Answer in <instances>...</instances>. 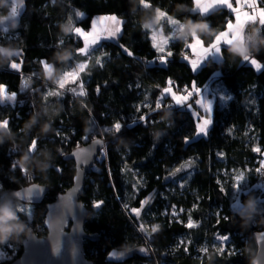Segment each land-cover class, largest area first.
Listing matches in <instances>:
<instances>
[{
  "label": "trees",
  "instance_id": "trees-1",
  "mask_svg": "<svg viewBox=\"0 0 264 264\" xmlns=\"http://www.w3.org/2000/svg\"><path fill=\"white\" fill-rule=\"evenodd\" d=\"M11 6L10 0H0V24L9 30L0 33V47L16 50L0 63V84L18 93L17 102L0 103V122L10 119L0 130V239L7 241L0 243V264L21 254L27 235L46 234V205L72 186L76 173L74 160L64 156L97 136L106 142L101 150L106 155L100 152L88 170L81 196L89 210L85 230L98 235L84 240L85 255L94 264H252L257 253L254 233L264 230V178L255 171L264 157V68L258 72L242 61L253 54L264 64V31L254 18L242 29L244 50L223 44L222 59L210 58L193 71L192 58L182 56L185 49L191 52L186 43L194 33L204 44L212 43L227 20L234 19L227 9L202 19L189 11L192 0H23L19 18L10 21L4 17ZM107 14L125 20V48L133 55L103 38L87 55L78 54L84 39L71 34L73 26L89 30L94 17ZM164 15L178 20L190 35L172 34L175 40L165 51L172 56L150 68L147 61L160 54L152 46L153 30L171 28ZM13 60L22 62L20 72L7 68ZM41 61L52 64L53 75H46ZM82 63L87 67L80 73L76 69ZM72 71L75 77L60 84ZM25 80L28 87L21 90ZM209 80L217 94L213 124L206 136L197 137V118L186 104L197 107L193 85L203 87ZM169 81L172 92L183 95L189 89L193 96L177 105L175 97L163 94L160 104ZM81 82L86 96L72 92H79ZM155 107L160 110L152 112ZM140 115H148L150 122L129 126ZM116 121L125 124L123 131L106 132ZM33 140L37 147L30 154ZM256 147L261 152H254ZM240 172L246 181L234 207L233 186ZM31 184L48 186L41 201L16 197L17 190ZM150 196L136 217L131 209L140 208ZM250 201L254 210L249 215ZM96 202L102 203L93 207ZM22 207L29 212L20 213ZM189 217L197 227L185 226ZM141 225L146 232L139 231ZM154 225L160 228L151 233ZM220 235L230 236L224 253L216 239ZM141 246L146 253L135 252L124 262L108 259L112 249Z\"/></svg>",
  "mask_w": 264,
  "mask_h": 264
},
{
  "label": "snow or ice",
  "instance_id": "snow-or-ice-1",
  "mask_svg": "<svg viewBox=\"0 0 264 264\" xmlns=\"http://www.w3.org/2000/svg\"><path fill=\"white\" fill-rule=\"evenodd\" d=\"M53 2H55V0H53ZM142 4L144 3V0H141ZM193 3V7L191 9H189L190 12L192 13H196L198 14L202 19H205L210 13L216 11V10H220V9H227L229 11V13H231L234 18L235 21L237 20H243L245 17V14H247V16L249 18H254V22L258 23L261 26L262 31H264V7H260V4H264V0H215L214 3H212L210 6H202L199 3V0H192ZM234 3L237 5L236 7H234ZM147 6H150L149 4ZM243 8H247L248 11H244L243 12V17L241 16V11H242V7ZM19 7H23V0H20V5H16L15 3H12L11 9H10V17L9 19H18L19 18ZM76 16L79 18H83L84 14L80 13V12H76ZM163 18H166L168 20V22L171 23H175L174 21H171V18L168 17L167 15H164ZM113 20L116 21V24H120L121 22L119 20H116L115 17H112ZM248 22H252L251 20H249ZM69 23L73 25V21L72 18L69 19ZM232 20L229 19L226 22V28L227 31H224L225 35H221V36H217L215 38V41L210 44L208 47H203V49L200 48V51H198L196 53L197 58L193 59L190 61L191 63V68L193 71H197L206 61H208L210 58L211 60L215 61L217 59H219L222 55V47L221 44L227 45L230 40H229V36L231 35L230 32H228V29L230 28V26L232 25ZM121 31V28L119 27V29L115 28L114 30L110 31L108 33L109 37H115L119 32ZM9 30L7 28H5L3 26V24H0V33H8ZM74 36H83L84 37V47L80 48L77 50V53L80 55H87L90 48L92 47V45H96L100 39V37H95L93 38L91 41H89L87 34L82 30V28L80 27H74L73 26V31L72 33ZM151 40H154V36L151 35ZM170 40H175L174 37L169 36L167 42L162 46V47H158L155 43H152V46L154 49H156L158 52L160 53H164L165 52V46L168 45ZM61 43H63V41H61ZM186 48H191L193 50L197 49L193 47L192 44H187L185 45ZM121 48L125 51V53L128 56H132L133 53L131 51H129L127 48H125L123 45H121ZM22 53L20 52V54L18 56L15 57H19L21 56ZM172 56V52L168 51L166 53V55H161L160 56V62L161 63H166V57H170ZM253 54L242 58L243 62H248L250 64V66H252L254 68V70L256 71H260L262 68H264V64L258 63L256 59L252 58ZM186 60L188 59L187 56L184 57ZM41 63L43 65H46L47 62L46 61H41ZM97 64H100V59H97ZM78 69H80V73L84 72L87 65L86 63L80 64L77 66ZM7 68H9L10 70H15L17 72H20L22 69V62H15V60H13L12 63L7 65ZM80 75L76 78V80L72 81L73 83H75L77 80H79ZM169 87H166L163 89V93L161 95V97L158 99L159 103L161 104V101L164 98L163 94H171L172 98L175 96V103L177 105H184L185 102H187L189 100V98L191 96H193V92L192 91H188V96H178L175 93L172 92L171 89V81H169ZM0 87L3 88V94H0V103H3L5 100L8 101H14L17 102L18 101V93L17 92H12L11 94L5 95V91H6V85L0 84ZM28 87V83L25 80L22 84V89H26ZM193 88L195 90L196 93H201L202 89L196 88L195 85H193ZM187 91V89H185ZM97 91H99V88H97ZM72 92L76 95H80V96H86L87 93L84 90V85L83 82L80 83V90L79 92H77V90L75 88L72 89ZM53 95H59V92L54 93ZM47 98V97H45ZM230 98V97H229ZM20 103H23V101H19ZM196 104L201 105L205 112L207 113V118H203V117H199L200 119H202V123L197 125V131H196V135H207V132L209 130V128L212 125V120H213V106H212V102L206 101V102H202L200 99L195 100ZM187 107H191L190 105H187ZM160 108L159 107H155V109L152 110V112H157L159 111ZM136 111H140V108L137 107ZM199 116V114H197ZM142 117V118H141ZM4 122L9 125L10 124V119H3ZM141 123L146 125L149 121L148 115H140L138 117H134L131 120V123L129 124V126L131 125H135L136 123ZM125 127V124H122L120 121H116L110 128L105 129L106 132L108 131H112L115 132L116 135L120 134L123 129ZM57 135H59V133H57ZM184 142L188 143L189 142V138L185 137L184 138ZM93 145H101V148L103 149V141L101 140H93L92 141ZM37 147V141L33 140L32 145L29 148V153L31 154L33 151L36 150ZM88 151V158L90 159L92 154L94 153L95 149H89ZM254 152H261V149L259 147H256L253 149ZM74 156L78 155V153H74ZM101 155H106V152L101 151ZM83 163H86L87 160L82 161ZM191 165V161L189 162V164L184 165L183 167H189ZM13 167H17V164L14 163ZM59 170V169H58ZM176 171H180V169H177ZM255 171L258 174L264 175V160H261L260 166L257 167L255 169ZM246 181V176L244 172H240L235 179V184H234V191L236 192V196L234 197V199L237 201V203L234 205V207H238L239 206V194L242 190V186L244 184V182ZM183 186V185H181ZM35 187V186H34ZM255 187H260V185H256ZM0 189H2V186H0ZM41 191H43V189H41ZM250 191V190H249ZM27 194H28V199H31V194L33 192V188H29L26 190ZM15 195L17 198H20L22 196V193L20 191H16ZM151 201V196L146 198L145 200L141 201V206L140 208H132L131 212L135 214L136 217H140L142 211L145 209V206L148 205ZM102 202H96L93 204V207H99L100 204ZM125 207H127L125 205ZM184 211L183 209H181V212ZM20 213H25V212H29L28 209L22 207L19 210ZM165 215H168L167 210L164 213ZM172 215L175 216L177 215L175 208L173 206V211H172ZM225 219H227V217H224ZM187 228H193V227H197L198 225L195 224L191 217H189L188 223L187 225H185ZM160 226L159 225H154L151 229V233H156L159 230ZM139 231L141 232H146L147 229L144 228L143 225L140 226ZM150 233V234H151ZM149 234V235H150ZM216 239H218L221 244L222 247L220 248V252L224 253L225 252V247L224 245L226 244V242L229 241L230 236L228 235H220L218 237H216ZM257 241L258 244H261L262 248H264V234H258L257 235ZM7 242V241H6ZM5 242V243H6ZM139 251L141 253H146V249L145 248H140ZM232 254V253H229ZM117 253L113 252L110 253V256H116ZM120 256H123V254H119Z\"/></svg>",
  "mask_w": 264,
  "mask_h": 264
},
{
  "label": "water",
  "instance_id": "water-1",
  "mask_svg": "<svg viewBox=\"0 0 264 264\" xmlns=\"http://www.w3.org/2000/svg\"><path fill=\"white\" fill-rule=\"evenodd\" d=\"M93 140L103 141V148L105 147L106 142L103 137L97 136L89 142L74 148L64 156L65 159L74 160L76 173L72 186L60 192L54 200L46 205L47 212L44 219L46 234L41 236L32 232L27 235L22 242L21 254L10 263L5 264H94L85 255L84 240L86 238L95 240L98 235L96 233L90 234L85 230L89 210L81 200L86 174L102 150L101 145L92 144ZM92 148L95 151L89 159L87 150ZM74 153H78V155L74 156ZM84 160H87V162L83 163ZM29 188H33L30 200L27 198L28 194L26 192ZM48 189V186L45 185L31 184L17 191L22 193L21 199L39 202L45 197ZM258 234H264V230L254 233L257 253L253 260H256L257 264H264V248L261 244H258ZM140 248L145 247L141 246ZM140 248L112 249L108 253V259L113 262H124L132 257L135 252H140ZM113 252H116L117 255L110 256V253ZM119 254H123V256Z\"/></svg>",
  "mask_w": 264,
  "mask_h": 264
},
{
  "label": "rangeland",
  "instance_id": "rangeland-1",
  "mask_svg": "<svg viewBox=\"0 0 264 264\" xmlns=\"http://www.w3.org/2000/svg\"><path fill=\"white\" fill-rule=\"evenodd\" d=\"M11 1V4L12 3H15L16 5H20V0H10ZM237 5L234 3V7H236ZM260 6V5H259ZM242 7V6H241ZM22 8L23 7H19V9H18V11H19V13H20V11L22 10ZM244 11H248V9L247 8H243L242 7V11H241V16L243 17V12ZM9 17H10V13L8 14V16H6V17H4V19H8V20H10V21H16L17 19H9ZM112 17H115L116 18V20H119L121 23L118 25V24H116V21L115 20H113L112 19ZM244 19H245V21L246 20H248V19H250L248 16H247V14H245V17H244ZM244 19L243 20H237V21H235V18L232 20V26L233 27H231L230 29H228V30H231V31H233V34L232 35H230L229 36V40H230V42L228 43L229 45H231V46H234L235 48H237L238 47V49H240V50H243L244 49V34L242 33V25H243V21H244ZM168 21V20H167ZM175 21L177 22V23H171V22H168L169 23V25L171 26V28H170V30H163V28H161V27H159V28H155L154 30H153V35H154V37H155V44L158 46V47H162L166 42H167V40H168V37L169 36H171L172 34L174 35V34H182V33H184V31H185V28H184V26L182 25V24H180V22L178 21V20H176L175 19ZM124 22H125V20L123 19V18H120V17H117V16H115V15H111V14H107V15H98V16H96V17H94V19H93V22H92V26H91V28L89 29V30H83L86 34H87V36H88V39H89V41H91L93 38H95V37H100V39H99V41H98V43L100 42V41H102L103 39H105V40H107V39H110V40H112L115 44H117L118 46H119V49L121 48V45H123L124 47H125V45H126V42H125V40H124V38H123V30H124ZM119 27L121 28V31L115 36V37H109L108 36V33L110 32V31H112V30H114L115 28H117V29H119ZM242 34V35H241ZM221 35H225V33H223V34H221ZM221 35H219V36H221ZM240 36H241V38H240ZM83 37V36H82ZM103 38V39H102ZM83 39H84V37H83ZM214 41H215V39H214ZM213 41V42H214ZM212 42V43H213ZM212 43H210V44H212ZM188 44H192L193 45V47H194V49L195 48H197V49H195V50H193V49H191V54H192V59H190L189 61H191V60H193V59H196L197 58V56H196V53L198 52V51H200V48L201 49H203V47H208L209 45H206V44H204L202 41H201V39L199 38V36L196 34V33H194L193 34V38L189 41V43ZM223 44H221V46H222ZM237 45H239V46H237ZM94 45H92V47H93ZM168 46H169V43H168V45H166L165 46V51H167L168 50ZM92 47L90 48V50L92 49ZM89 50V51H90ZM121 50H122V48H121ZM161 55H166V52H164V53H160L159 55H158V59L157 60H155L154 58H152V59H149V61H147V64H148V66L151 68V67H153L154 66V63H155V61H157V62H159L160 64H162V65H164L165 63H161L160 62V56ZM220 59H222V56L219 58V59H217V60H220ZM258 62V61H257ZM259 63V62H258ZM83 64V63H82ZM191 64V63H190ZM80 65V64H79ZM45 67V72H46V75L47 76H51V75H53L54 74V68H53V66H52V64L51 63H48L47 62V64L46 65H44ZM76 70H78V71H80V69H78V67H77V69ZM217 74V73H216ZM215 74V75H216ZM75 76H74V72L72 71V72H68L64 77H63V79H61V80H59V83L60 84H63L64 82H66L69 78L71 79V78H74ZM4 85V84H3ZM215 87H216V85H213L211 82H210V80L203 86V87H199V89H202V92L201 93H196L197 94V99H200L202 102H206V101H211L212 102V106H214V102H215V97H216V92H214L215 91ZM197 88V87H196ZM194 89V88H193ZM220 90V89H219ZM195 91V90H194ZM173 93H175L176 95H178V96H183L182 94H180V93H176V92H173ZM212 95H211V94ZM0 94H3V88L2 87H0ZM8 94H11L10 92H8L7 91V89H6V91H5V95H8ZM175 97V96H174ZM187 105H190L191 107L189 108V107H187ZM186 107L188 108V109H190V110H192V112L194 113V115L196 116V118H197V125L198 124H200V123H202V119H200L199 117H203V118H207V113L205 112V110H204V108L201 106V105H199V104H197V107H194L193 105H192V103L191 102H189L188 104H186ZM197 114H199V116L197 115ZM212 116H213V113H212ZM212 124H213V120H212ZM7 127V124L4 122V121H1L0 122V128H6ZM210 129V128H209ZM209 131V130H208ZM207 134H208V132H207ZM197 137L198 136H206V135H203V134H201V135H196ZM261 161V160H260ZM261 175V174H260ZM264 175H261L260 177L261 178H264L263 177ZM237 203V201H235L234 202V205ZM3 252V251H2ZM2 252H1V254H2Z\"/></svg>",
  "mask_w": 264,
  "mask_h": 264
},
{
  "label": "clouds",
  "instance_id": "clouds-1",
  "mask_svg": "<svg viewBox=\"0 0 264 264\" xmlns=\"http://www.w3.org/2000/svg\"><path fill=\"white\" fill-rule=\"evenodd\" d=\"M183 34L184 35H190V33L187 32V31H185ZM15 51H16L15 49L0 47V63L3 62L4 58H7V59L10 60L11 55L13 53H15ZM236 54L239 55L240 53H236ZM244 55L246 56V53ZM0 130H3V129L0 128ZM246 207H247L248 214L250 215L251 212L254 210V202L250 201L249 204ZM3 208H4V205H0V214H2ZM9 235H11V234H9ZM3 242H5V240L4 239H0V243H3ZM252 264H257V261L253 260Z\"/></svg>",
  "mask_w": 264,
  "mask_h": 264
},
{
  "label": "crops",
  "instance_id": "crops-1",
  "mask_svg": "<svg viewBox=\"0 0 264 264\" xmlns=\"http://www.w3.org/2000/svg\"><path fill=\"white\" fill-rule=\"evenodd\" d=\"M215 2V0H199V3L202 5V6H210L212 3H214ZM244 23H245V19H244V21H243V25H242V29H243V26H244ZM157 28H159V27H157ZM230 29V28H229ZM241 29V30H242ZM224 31H227V28L224 30ZM224 31H222L221 33H219L218 34V36L219 35H221L222 33H224ZM228 32H230L231 33V35L233 34V31H231V30H228ZM242 33H243V31H242ZM242 35V34H241ZM244 36V35H243ZM217 37V36H216ZM240 38H241V36H240ZM245 42V41H244ZM189 42H187V44H188ZM244 44V43H243ZM227 45H229V44H227ZM231 46V45H230ZM237 46H239V45H237ZM232 47H234V46H232ZM244 48H245V44H244ZM237 49H238V47H237ZM191 50V49H190ZM240 50V49H239ZM244 50V49H243Z\"/></svg>",
  "mask_w": 264,
  "mask_h": 264
},
{
  "label": "built area",
  "instance_id": "built-area-1",
  "mask_svg": "<svg viewBox=\"0 0 264 264\" xmlns=\"http://www.w3.org/2000/svg\"><path fill=\"white\" fill-rule=\"evenodd\" d=\"M182 56H187L188 58H192V54H191V52H188L186 49L185 50H183L182 51ZM186 88V87H185ZM188 91H190L189 89H187V91L186 90H184V92H183V95L184 96H188V95H190V94H188ZM171 104V102H166L165 103V106H169ZM261 160H264V157L263 158H261ZM260 163H261V161H260ZM259 166H260V164H259ZM258 166V167H259Z\"/></svg>",
  "mask_w": 264,
  "mask_h": 264
},
{
  "label": "bare ground",
  "instance_id": "bare-ground-1",
  "mask_svg": "<svg viewBox=\"0 0 264 264\" xmlns=\"http://www.w3.org/2000/svg\"><path fill=\"white\" fill-rule=\"evenodd\" d=\"M233 27L232 25L230 26V28ZM223 34V33H222Z\"/></svg>",
  "mask_w": 264,
  "mask_h": 264
}]
</instances>
